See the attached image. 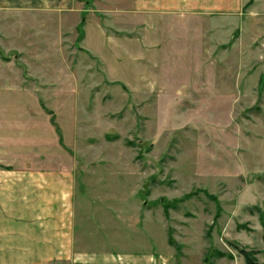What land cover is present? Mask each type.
Returning a JSON list of instances; mask_svg holds the SVG:
<instances>
[{"label":"rangeland","instance_id":"1","mask_svg":"<svg viewBox=\"0 0 264 264\" xmlns=\"http://www.w3.org/2000/svg\"><path fill=\"white\" fill-rule=\"evenodd\" d=\"M256 2L241 17L151 26L112 25L106 17L125 11L108 9L95 14L104 41L85 44L74 26L58 33L53 15L0 13L5 160L70 150L90 250L244 264L228 244L236 242L264 264V0Z\"/></svg>","mask_w":264,"mask_h":264},{"label":"crops","instance_id":"2","mask_svg":"<svg viewBox=\"0 0 264 264\" xmlns=\"http://www.w3.org/2000/svg\"><path fill=\"white\" fill-rule=\"evenodd\" d=\"M256 3V0L250 4L249 0H0V13L53 15L59 19L58 33H66L74 26V39L85 44L92 37L104 41L103 23L95 14L106 17L108 9L125 11L123 18L106 17L112 20V25L119 20L127 25L151 26L170 19L191 23L203 17L223 20L241 17L242 9L252 10ZM78 24L81 29L77 31ZM2 150L0 143V264H166L161 255L151 253L90 250L93 235L88 236L86 230L78 228L75 211L80 166L73 164L65 145L58 156L31 161H7Z\"/></svg>","mask_w":264,"mask_h":264},{"label":"trees","instance_id":"3","mask_svg":"<svg viewBox=\"0 0 264 264\" xmlns=\"http://www.w3.org/2000/svg\"><path fill=\"white\" fill-rule=\"evenodd\" d=\"M251 0H249V4H250ZM192 193H187L185 195H183L180 199L178 200H175L174 202H172L173 204L174 203H180L186 199H189L190 197H192ZM212 199L214 201H216V198L214 196H212ZM167 206V205H166ZM259 221H260V225L262 227V240L264 242V214L260 215L259 217ZM240 228H246L245 225H240L239 226ZM168 244L170 245H174L175 244V241L174 239L172 238V236H169L168 238ZM228 244L231 246V248L233 250H235L243 259L244 261V264H261L258 262L257 258H256V254H258L257 251H254V250H248V249H245L243 247H241L238 243L236 242H228ZM218 256L222 257V256H226L228 258H231L232 257V254H230L229 252H218Z\"/></svg>","mask_w":264,"mask_h":264}]
</instances>
